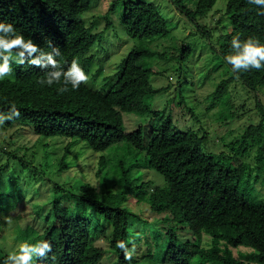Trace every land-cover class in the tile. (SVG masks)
<instances>
[{
    "label": "trees",
    "instance_id": "obj_1",
    "mask_svg": "<svg viewBox=\"0 0 264 264\" xmlns=\"http://www.w3.org/2000/svg\"><path fill=\"white\" fill-rule=\"evenodd\" d=\"M90 2L0 0V22L12 23L18 33L32 39L45 52L51 51L47 45L51 41L52 47L61 51L57 60L62 69L66 70L73 58H77L88 76L93 58L86 53L101 37V33H93L92 25L86 26L82 18ZM215 2L197 0L195 9L186 15L192 19L202 17ZM259 11L264 10L249 4L248 0H226L225 15L230 29L215 39L214 46L222 62L226 64L224 56L232 51L230 42L234 36H239L241 41L253 37L264 44V15H258ZM122 22L133 38L167 34L165 20L149 2H126ZM200 30L208 33L206 27H199ZM189 54L190 48L182 46L177 57L186 59ZM150 55L152 53L144 48L131 49L118 64L114 83L105 91L82 84L75 91L69 86V91L61 94L58 85L48 87L38 83L49 69L28 64L13 63V74L0 81V113L7 114L12 104L20 112L19 119L8 121L0 128L20 125L29 128L35 136L69 139L63 146L59 163L62 169L68 167L64 160L69 149L78 142L95 153H104L120 143L135 151L132 160H116L115 170L111 171L115 177L110 179V184H105L100 196L85 184L76 189L55 186L67 205L57 199L48 202L46 228L33 237L32 242L48 241L52 251L43 259L34 258L33 264H100L106 252L95 242L107 233L100 220L107 222L110 228L107 248L116 256L115 264H131L116 248V243L124 241L129 246L130 230L134 227L131 220L138 217L126 206L128 199L149 194L145 190L147 184L140 182L141 174L133 176L140 169H151L159 174L193 216L182 222L175 219L176 224L166 229L160 226L165 229L164 233L159 230L165 244L157 264H192L194 260L195 264H264V201L249 196L252 172L261 170L264 165L263 122L246 129L234 152L243 155L256 146L255 167L242 161L234 166L222 154L204 151V137L194 131L177 130L169 118L152 127L145 136L140 127L125 132L123 114L131 112L141 117L148 114L150 108L145 105V99L162 91L151 87L150 70L143 66L142 61ZM226 65L231 70V66ZM234 78L253 91L264 89V68L241 72L238 77L232 73V77L221 80L211 94L214 102L224 95ZM255 108L264 120V106L258 100ZM247 143L251 146L246 147ZM10 156L17 158L11 153ZM106 163L105 157L99 156L97 171L103 183L108 175L103 171ZM150 195L154 201L150 205L159 208L154 209L155 214H164L170 209L158 200V195ZM42 211L40 208V213ZM164 221L170 219L165 216ZM179 223L185 235L178 234ZM187 234L192 239H185ZM195 236L199 239L193 240ZM202 236L209 238V245L203 246ZM156 237L160 242V237ZM238 248L248 251L235 256L233 251ZM7 256L0 257V264H4Z\"/></svg>",
    "mask_w": 264,
    "mask_h": 264
},
{
    "label": "rangeland",
    "instance_id": "obj_2",
    "mask_svg": "<svg viewBox=\"0 0 264 264\" xmlns=\"http://www.w3.org/2000/svg\"><path fill=\"white\" fill-rule=\"evenodd\" d=\"M128 1L154 4L166 22L167 34L148 39L130 37L122 22V12ZM196 2L91 0L90 8L82 18L86 26L92 25V32L101 33V37L86 53L93 58L86 85L96 91L107 90L115 81L118 64L131 49L140 47L149 50L152 55L142 63L150 70L151 87L162 91L145 99V105L150 108L148 114L142 117L131 112L123 114L125 132L140 127L145 136L152 127L169 118L177 130L194 131L199 137H204V151L222 154L234 166L242 161L255 167L256 146L250 147L247 143L246 147L250 149L245 154L236 155L234 152L250 125L262 121L264 126V120L255 108L257 100L264 106V89L253 91L234 78L224 95L213 101L211 94L218 83L232 77V71L214 49L215 39L230 29V22L225 15L226 0H216L213 8L202 17L189 18L186 12L193 11ZM199 27H206L208 33L198 31ZM182 46L190 48L186 59L177 57ZM67 141L69 139L63 137L35 136L29 128L20 125L0 128V257L17 251L21 243L32 244L33 237L42 233L47 225L48 202L57 199L62 205H67L55 186L76 189L85 184L93 187L100 196L105 184H110V179L115 177L111 171L115 170L116 160L129 161L135 155V151L124 143L114 145L104 153H95L78 142L69 149L64 160L68 167L62 169L59 163ZM10 153L17 158H12ZM101 155L107 162L103 169L109 175L106 183L102 182V176L97 171ZM139 171L133 176L141 174L140 182L147 184L145 190L149 194L140 198L130 197L126 203L130 211L138 216L131 220L134 229L130 230L128 247L131 249L135 245L136 252L129 262L157 264L161 261L165 244L160 234L167 226L175 225V219L182 222L193 216L159 174L151 169ZM252 176L249 196L264 201V165L261 170H253ZM150 194L158 195V200L169 205L170 209L164 214H155L154 209L159 208L155 204L150 205L153 201ZM40 208L43 210L41 213ZM165 216L170 221L163 222ZM100 225L107 228L106 236L95 242L106 252L100 264H115L116 256L107 248L110 228L102 220ZM179 226L178 234L185 235L182 223ZM156 235L160 237V242ZM184 238L192 239V236L187 234ZM197 239L199 236L193 237V240ZM202 242L203 246L210 244L206 236H202ZM247 251L238 248L233 253L236 256Z\"/></svg>",
    "mask_w": 264,
    "mask_h": 264
},
{
    "label": "clouds",
    "instance_id": "obj_3",
    "mask_svg": "<svg viewBox=\"0 0 264 264\" xmlns=\"http://www.w3.org/2000/svg\"><path fill=\"white\" fill-rule=\"evenodd\" d=\"M248 3L264 10V0H248ZM257 14L264 15V11ZM47 45L51 51L45 52L32 39H26L23 34L18 33L12 23L0 22V81L13 74L12 64L15 63L49 69L38 83L48 87L58 85L57 90L61 94L68 92L69 86L75 91L88 82V76L77 58H73L70 66L64 70L57 60L61 55L60 49L52 47L51 41H48ZM230 46L232 51L224 56V60L237 77L241 72L252 69L259 71L264 68V44L258 39L249 37L241 41L239 36H234ZM19 118L20 112L15 104H12L7 114L0 113V127ZM116 248L121 250L126 261H131L136 252L135 245L129 249L124 241H117ZM51 251L52 247L48 241L32 244L24 242L18 246L17 251L7 256L4 264H33L34 258L43 259Z\"/></svg>",
    "mask_w": 264,
    "mask_h": 264
}]
</instances>
